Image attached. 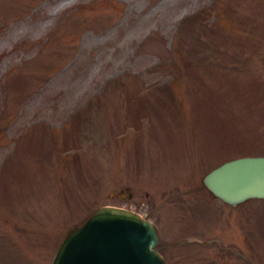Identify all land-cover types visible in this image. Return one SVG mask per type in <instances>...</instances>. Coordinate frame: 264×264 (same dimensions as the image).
Returning <instances> with one entry per match:
<instances>
[{
    "label": "rangeland",
    "instance_id": "374dc122",
    "mask_svg": "<svg viewBox=\"0 0 264 264\" xmlns=\"http://www.w3.org/2000/svg\"><path fill=\"white\" fill-rule=\"evenodd\" d=\"M264 152V0H0V264H49L101 203L167 264H264V196L204 182Z\"/></svg>",
    "mask_w": 264,
    "mask_h": 264
},
{
    "label": "water",
    "instance_id": "95a60500",
    "mask_svg": "<svg viewBox=\"0 0 264 264\" xmlns=\"http://www.w3.org/2000/svg\"><path fill=\"white\" fill-rule=\"evenodd\" d=\"M220 198L236 203L264 196V152L226 158L203 175ZM153 219L116 203L97 205L64 234L49 264H167Z\"/></svg>",
    "mask_w": 264,
    "mask_h": 264
},
{
    "label": "flooded vegetation",
    "instance_id": "af4514ba",
    "mask_svg": "<svg viewBox=\"0 0 264 264\" xmlns=\"http://www.w3.org/2000/svg\"><path fill=\"white\" fill-rule=\"evenodd\" d=\"M154 220V219H153ZM155 221V220H154ZM158 226V225H157ZM159 240V239H158ZM158 248H159V246H158ZM163 253V252H162Z\"/></svg>",
    "mask_w": 264,
    "mask_h": 264
}]
</instances>
